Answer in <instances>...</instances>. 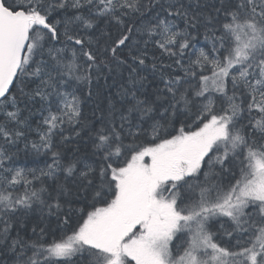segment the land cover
<instances>
[{"label":"snow or ice","instance_id":"6c2138e0","mask_svg":"<svg viewBox=\"0 0 264 264\" xmlns=\"http://www.w3.org/2000/svg\"><path fill=\"white\" fill-rule=\"evenodd\" d=\"M74 261L264 264V0H0V264Z\"/></svg>","mask_w":264,"mask_h":264},{"label":"trees","instance_id":"16d2710c","mask_svg":"<svg viewBox=\"0 0 264 264\" xmlns=\"http://www.w3.org/2000/svg\"><path fill=\"white\" fill-rule=\"evenodd\" d=\"M210 2H211V0H210ZM203 31H204L203 28H201L200 35L197 37L198 42H197L196 46L198 48H201V47L210 48V45H208L207 42L204 40ZM109 82H111V81H109ZM101 83H103V81H101ZM86 94H87V89L85 87L84 95H86ZM82 107H83V110L86 114H88V115L91 114V109L93 107L92 104L84 102ZM37 119H42V117L38 116V117L34 118L33 127H35V121ZM28 139H29V141L38 140V136L35 133H32L31 135H29ZM12 151L17 153L16 156L14 157V160H15L14 167L24 169L25 172H27L29 169L43 167L45 160H47V162H49V163L51 162L50 155L48 157H45L42 154L36 155L34 152L31 151L30 146H29V150L26 152L24 150V143L23 142H21L19 144V151L18 152H17V149H15V148H13ZM230 178L231 177H229V179ZM28 179H31V176H28ZM21 190H22V188H21ZM32 219L34 221L37 219V217L35 215H33ZM30 227H31V224H29V228ZM217 229H219V223H213L212 224V232L216 233L217 241H220L221 239L226 240L227 237H223L222 233L217 232ZM73 264H76V261H74Z\"/></svg>","mask_w":264,"mask_h":264},{"label":"rangeland","instance_id":"374dc122","mask_svg":"<svg viewBox=\"0 0 264 264\" xmlns=\"http://www.w3.org/2000/svg\"><path fill=\"white\" fill-rule=\"evenodd\" d=\"M211 231H212V227H211Z\"/></svg>","mask_w":264,"mask_h":264}]
</instances>
